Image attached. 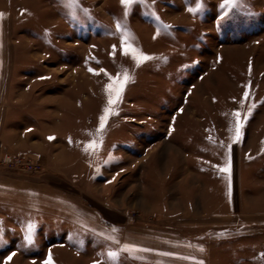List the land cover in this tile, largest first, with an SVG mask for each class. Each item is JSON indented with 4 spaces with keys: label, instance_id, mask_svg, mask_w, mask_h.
<instances>
[{
    "label": "rangeland",
    "instance_id": "1",
    "mask_svg": "<svg viewBox=\"0 0 264 264\" xmlns=\"http://www.w3.org/2000/svg\"><path fill=\"white\" fill-rule=\"evenodd\" d=\"M222 4L0 0V264H264V0ZM126 33L153 58L137 67L123 55ZM124 72L110 106L109 76ZM236 112L233 213L210 174L182 177L210 152L227 175ZM82 212L94 233L74 230Z\"/></svg>",
    "mask_w": 264,
    "mask_h": 264
},
{
    "label": "crops",
    "instance_id": "2",
    "mask_svg": "<svg viewBox=\"0 0 264 264\" xmlns=\"http://www.w3.org/2000/svg\"><path fill=\"white\" fill-rule=\"evenodd\" d=\"M227 122H229V120H227ZM206 123H208V122H206ZM217 123H219V121H217ZM210 129L212 131H214V130H218L219 127H214V128L210 127ZM205 131H208V128L204 127V132ZM206 133H208V132H206ZM214 134H216V133H214ZM226 139H227L226 143L222 142V150H224L225 147L230 149V152H228V153H230L229 156L232 157V158H230V165H231L230 173H227L226 176H223V175L220 176L219 175V173H218L219 161H218V158H217L218 154L215 153L213 155L210 152L209 158H207L208 157L207 156L205 159L201 158V154L197 155V157L195 155V157L191 160V164L190 165L188 164V169L186 170V171H188L189 175L184 174V176L182 177V181L184 179V180H188V181L189 180L190 181H198L199 183H201L203 181V179H204L203 178L204 177V172L210 174L211 178H213L215 180L216 179L218 180L217 182H219V184L222 185L221 187L226 188V194L223 191L225 199H226L225 200V203H226L225 211L226 212L230 211V212L234 213V211H235V198H236L235 162H234V155H233V151L235 152V149H236V147H235L236 146L235 145V133L234 132H226ZM227 148H226V150H227ZM211 149H212V151L213 150H218V148H211ZM237 150H240L239 145L237 146ZM198 151H201V150H198ZM241 158L243 159V154H242ZM242 159H241V162H238L240 170H241V174H240L241 182H239V183L242 186V189L239 188L240 190H238L239 191L238 194L240 195L241 193H243L242 196H244L246 190L250 191V188H251L250 184L252 183V177L247 172H244V166H243L244 165V160H243V163H242ZM220 167L221 166H219V168ZM223 167L224 166H222L221 168H223ZM170 173L168 174L169 175L168 177H171ZM246 174H248V176ZM160 178H162V176ZM223 179H226V180L224 181ZM247 181H250L251 183L249 184V186H246V187H248V189L247 188L243 189V187L246 185ZM195 185H196V183H195ZM200 186H201V184H199V187ZM216 186H218V183H216ZM215 190H218V188L216 187ZM248 191H247V193H248ZM195 197L196 196H194V198ZM192 199H193V197H192ZM201 202H199V203H201ZM238 202L240 203V201H238ZM192 205H193V207H192ZM194 205H196V204L193 203L192 200H186V208H183V211L194 212L193 216L190 217L191 220H201L200 218H202V216H201L202 212L200 210L199 213L197 214L196 210H198V209ZM163 208H164V211L166 212L167 211V207H166V203L165 202L163 204ZM179 210H178V212H172L173 215H171V217L180 219L181 216H182V212L183 211H182L181 208ZM258 210H263V209L260 208ZM76 216H78V217H76L75 220H78V222L74 223V224H77V226H78L79 223L82 224V227L78 226L79 228L74 229V230H76V232L80 231L81 233H94V231L97 230V229L92 228V226H91L92 225L91 224V217L92 216L89 214V212H86V213L82 212V214L79 213V215L77 214ZM70 217H73V216H70ZM70 217H66V218L67 219H71ZM98 217H100V215H98ZM57 218H58V220H64V219H60L59 217H57ZM4 219L11 220L12 217H11V215L8 214L7 216H4ZM20 219H21V217H20ZM10 224H12V223H10ZM70 228H73V227H70ZM54 230L55 229H52V231L55 233ZM66 233L67 232H65L63 234H66ZM51 258H52V260H54L53 256H51ZM56 261L57 262L59 261L58 257H56Z\"/></svg>",
    "mask_w": 264,
    "mask_h": 264
},
{
    "label": "snow or ice",
    "instance_id": "3",
    "mask_svg": "<svg viewBox=\"0 0 264 264\" xmlns=\"http://www.w3.org/2000/svg\"><path fill=\"white\" fill-rule=\"evenodd\" d=\"M73 2L79 3V0H73ZM134 2H136V0H121V3L125 6H129L133 4ZM239 2L240 0H224V4H222L221 7H225L227 5L235 6ZM199 7H202V4L198 5V8ZM188 10L192 12V11H196L197 9L189 8ZM0 16H2V14H0ZM117 27L119 28V25H117ZM164 27L168 28L170 26L164 25ZM121 47H122V54L125 56L131 55L132 59L136 62L137 67H139L141 63L153 58L147 54H144L142 51L135 48L131 43H129L127 33L125 34V39H122L121 41ZM115 49H116V46L114 45L113 52H112L113 56L115 55ZM109 80L111 82L108 85H106V91H108V94H109L108 103L111 106V105L118 103L121 100L123 90L126 84L128 83V81L130 80V76L127 72H124L122 79L120 77V74H118L117 77L109 76ZM248 95H249L248 92L244 93L245 100L248 98ZM109 114H110V109L109 108L104 109V115L100 117V129L99 130H102L104 128ZM234 115L236 117L235 140H239L241 136V128H242V124L240 122V113L236 112L234 113ZM49 139H53V137H49ZM95 147H96V142L93 141L89 145L86 146L85 151H88L90 149L95 150ZM230 169H231V165L230 163H228L225 167L221 168L220 171L225 172V173H230ZM113 231H116V229L114 228ZM26 239L30 240L31 236L30 235L27 236ZM10 258L11 257H9V259ZM45 264H51L50 259L49 261H46ZM200 264H203V262L201 261Z\"/></svg>",
    "mask_w": 264,
    "mask_h": 264
},
{
    "label": "built area",
    "instance_id": "4",
    "mask_svg": "<svg viewBox=\"0 0 264 264\" xmlns=\"http://www.w3.org/2000/svg\"><path fill=\"white\" fill-rule=\"evenodd\" d=\"M7 159V162H12V161H15L16 163H23L25 164L26 166H30V167H39V164H37V162L35 161H32L30 158H27V161L25 160V157L24 156H14V157H11V156H7L6 157Z\"/></svg>",
    "mask_w": 264,
    "mask_h": 264
}]
</instances>
